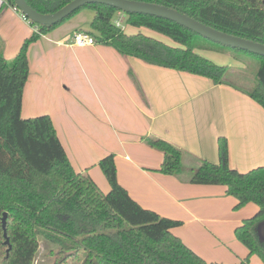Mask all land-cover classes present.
<instances>
[{
  "label": "trees",
  "instance_id": "1",
  "mask_svg": "<svg viewBox=\"0 0 264 264\" xmlns=\"http://www.w3.org/2000/svg\"><path fill=\"white\" fill-rule=\"evenodd\" d=\"M26 1L39 13L50 14L72 0ZM135 1L166 6L219 31L264 44V0ZM84 9L95 12L91 29L97 41L123 57L204 76L215 85H230L264 108V57L213 43L166 19L127 14L126 24L165 35L180 48L141 32L127 34L114 24L121 11L101 4L86 5L51 28L39 27L24 41L12 64L0 53V264H35L41 240L51 246L49 255L56 257L54 264H220L206 261L173 233L182 226L181 221L146 209L130 196L118 181L113 154L99 162L110 185L104 193L88 171L74 169L50 116L22 117L30 44ZM197 39L206 44H198ZM197 49L230 50L254 57L259 61L256 86L244 90L228 83L222 78V68ZM144 139L164 156L159 171L180 177L189 153L159 137ZM218 154V163L199 160L191 168L188 182L226 187L228 195L237 200L236 210L251 203L258 207L234 233L248 250L241 264H248L253 256L264 263V166L245 173L231 168L225 137L218 139ZM5 213L9 244L2 226Z\"/></svg>",
  "mask_w": 264,
  "mask_h": 264
},
{
  "label": "crops",
  "instance_id": "2",
  "mask_svg": "<svg viewBox=\"0 0 264 264\" xmlns=\"http://www.w3.org/2000/svg\"><path fill=\"white\" fill-rule=\"evenodd\" d=\"M94 15L91 9L82 10L43 35L35 52L29 50L22 117L50 116L74 169L88 171L104 193L110 187L90 168L116 153L119 183L142 207L181 221L173 233L206 261L233 264L245 259L248 250L231 235L248 218L235 216L237 200L224 186L191 184L188 179L199 160L218 163L221 137L228 140L231 168L245 173L264 166V108L230 85L123 57L96 36L93 46H73L72 35L90 31ZM7 21L30 29H24L23 38L35 32L16 12L3 8L0 24ZM5 53L9 59V50ZM129 116L135 119L133 140L159 137L189 153L180 177L159 171L164 160L160 151L145 145L129 148L130 141L122 138L112 145L99 141L108 130L128 128Z\"/></svg>",
  "mask_w": 264,
  "mask_h": 264
},
{
  "label": "rangeland",
  "instance_id": "3",
  "mask_svg": "<svg viewBox=\"0 0 264 264\" xmlns=\"http://www.w3.org/2000/svg\"><path fill=\"white\" fill-rule=\"evenodd\" d=\"M86 10V9H85ZM11 19L15 21L16 17L14 15H10ZM127 26V28H126ZM125 28L127 29L126 32L128 34H135L138 32H141L147 36L153 37L159 41L164 42L165 44H168L169 46L175 47V48H180L179 45L175 44L169 37L162 35L160 33L154 32L152 30H149L147 28H135L132 26H129L126 24ZM26 30H30L28 27H26L24 24L20 22H2L0 24V53H2L4 56H6V50H9L10 53H8V62L10 64L13 63L14 58L16 53L20 50L22 47L24 41L32 34H27L26 37H22V32ZM92 36L95 37V31L92 29L88 31ZM28 36V37H27ZM40 41V40H38ZM37 41V42H38ZM32 43L30 44L28 52L30 50L31 53L35 52V46H39L40 43ZM196 42L198 44H206L203 40L197 39ZM13 50V52H12ZM198 54L203 55L205 58L208 60L214 62L218 66L222 68L221 74L222 77L225 81L228 83H231L239 88H242L244 90H252L256 86V79H257V70L259 68V61L255 59L254 57H251L245 53H236L233 51H228V52H216V51H205V50H196ZM32 65L34 66V62H31ZM127 121L129 123L128 128H120L117 126V131L114 133L108 130V134L99 139L100 142L105 143L107 145H112L116 144L117 142H121V138L127 141H130L129 148H135L137 146H142L145 145L151 150L156 151V149L150 147L145 143V139L147 138L143 136L140 140L132 139L135 136V128H132V126L135 124V119L131 116L127 118ZM114 123H116L114 121ZM109 128V127H108ZM115 134V135H114ZM140 142V143H139ZM130 151L133 153L134 151L130 149ZM158 151V150H157ZM123 155L128 153L131 157L133 156L130 152H122ZM114 161L116 165V170H117V164L116 161L117 159V154L114 153ZM135 157V154H134ZM95 166V167H94ZM92 166L90 169H97L103 178V180L106 182V185L110 187L109 181L105 174L103 173L101 167L99 164H96ZM94 167V168H93ZM89 169V171H90ZM118 177V176H117ZM109 189V188H108ZM257 209V206L253 203L248 204L238 210H234V214L236 217H239L240 215H243V217H252L253 213ZM252 215V216H250ZM235 227V226H234ZM234 229V228H233ZM234 230H231V235L233 234L234 238L236 239L235 234L233 233ZM41 248L39 251V255L36 259L35 264H54L56 257L54 255H49V251L51 250V246L44 242V240H41ZM241 243V242H240ZM243 245V244H242ZM246 249V247H244ZM242 258H237L233 260V264H239L241 262ZM67 264H79V262H73V261H68ZM248 264H264L263 261L257 257L253 256L250 258V261Z\"/></svg>",
  "mask_w": 264,
  "mask_h": 264
},
{
  "label": "water",
  "instance_id": "4",
  "mask_svg": "<svg viewBox=\"0 0 264 264\" xmlns=\"http://www.w3.org/2000/svg\"><path fill=\"white\" fill-rule=\"evenodd\" d=\"M13 1L16 7L27 17V19L30 20V22L43 28H51L63 22L69 16L86 5L101 4L113 7L126 14L148 15L166 19L213 43L264 57V44L219 31L184 13L159 4L135 0H72L54 13L41 14L33 9L26 0ZM2 222L4 236L6 237V244H9L6 232L7 213L4 214ZM261 234L264 236V225L261 226ZM10 249L11 246H9L7 253H9Z\"/></svg>",
  "mask_w": 264,
  "mask_h": 264
},
{
  "label": "built area",
  "instance_id": "5",
  "mask_svg": "<svg viewBox=\"0 0 264 264\" xmlns=\"http://www.w3.org/2000/svg\"><path fill=\"white\" fill-rule=\"evenodd\" d=\"M3 8L12 9L21 17L22 20L31 24L34 27L35 32H38L39 26L33 25V23L30 22V20L27 19V17L24 14H22L21 11L16 7V5L12 4L10 0H0V12L2 11ZM126 18H127L126 13L118 12L116 17L114 18L115 26L122 30H125ZM71 44L73 46H78V47H88L95 45L96 39L87 31H78L72 35Z\"/></svg>",
  "mask_w": 264,
  "mask_h": 264
}]
</instances>
